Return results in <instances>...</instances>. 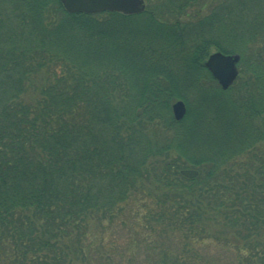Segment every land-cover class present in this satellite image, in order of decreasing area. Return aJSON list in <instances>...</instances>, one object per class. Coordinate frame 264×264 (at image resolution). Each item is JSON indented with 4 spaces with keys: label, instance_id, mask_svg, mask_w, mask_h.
Returning a JSON list of instances; mask_svg holds the SVG:
<instances>
[{
    "label": "trees",
    "instance_id": "trees-1",
    "mask_svg": "<svg viewBox=\"0 0 264 264\" xmlns=\"http://www.w3.org/2000/svg\"><path fill=\"white\" fill-rule=\"evenodd\" d=\"M146 3L0 0V264H111L107 228L129 214L154 249L182 241L151 264H203L211 213L237 228L238 264H264V0ZM217 50L241 55L226 90L205 65Z\"/></svg>",
    "mask_w": 264,
    "mask_h": 264
},
{
    "label": "rangeland",
    "instance_id": "rangeland-1",
    "mask_svg": "<svg viewBox=\"0 0 264 264\" xmlns=\"http://www.w3.org/2000/svg\"><path fill=\"white\" fill-rule=\"evenodd\" d=\"M197 6V10L202 9L206 11L207 9V4H199ZM192 9L195 8L192 7ZM190 14L191 13L189 12L188 16ZM217 83L214 82V84L216 85ZM191 91L192 90L189 89V92ZM185 102L187 104L188 112V102L186 100ZM184 126V129L187 130L188 134V117L186 119V122H184ZM149 130L161 139L164 138L165 135L172 133L161 123L150 125ZM262 147H264V142ZM254 149L255 148H252L251 150L253 151ZM261 151H264V149H262ZM173 154L177 155V152L174 151ZM247 154L248 156L251 155L250 153ZM161 159V156H157L154 160H157L156 163H158ZM243 160L244 158H240L238 159L237 163H240ZM152 165L153 164H150L149 166ZM247 165L248 163L244 162L243 164H241V167L243 168ZM235 167L237 169L239 168L240 171L243 170L240 165H233V169H235ZM186 168H194L199 171V169L195 166H188ZM247 168L252 171H256L254 165L252 164H249ZM222 169L229 170V166H225ZM234 171L231 170L232 173ZM148 185H154V189L159 186L157 182ZM162 191L163 190L161 187L156 188V192L158 194H161ZM211 215L212 219H205V224L212 229L210 231L213 236L205 235V237L200 240V242L197 244V247L198 251H200L201 253V256L199 258H196L194 261L201 262L203 264H238L239 252L236 249L235 244V239H238L237 228L229 226L226 222L218 223L213 217L212 213ZM126 217V224L119 222V220H115L110 224V227L107 228L106 231V249L107 251L109 250L113 256L111 264H151L158 258V250L160 248V245L168 248L173 252H177L183 247L182 241H180L177 236L178 234L170 233L168 235L164 234L163 236H161L159 240L155 242L158 247L154 249L152 245L149 244L148 240H141L142 235L136 231L135 227H133L134 218L131 217V214L126 215ZM246 232H248V230H246ZM239 243L240 241L237 244ZM260 248L261 247H259L258 249L260 250ZM95 263H98V259H95Z\"/></svg>",
    "mask_w": 264,
    "mask_h": 264
},
{
    "label": "water",
    "instance_id": "water-1",
    "mask_svg": "<svg viewBox=\"0 0 264 264\" xmlns=\"http://www.w3.org/2000/svg\"><path fill=\"white\" fill-rule=\"evenodd\" d=\"M69 12L97 13L102 11H118L124 14L141 13L146 9V0H61ZM239 53H226L221 50L212 52L205 61L206 67L223 89H228L239 76ZM174 117L181 120L187 113V104L177 99L172 104ZM181 173L194 178L199 171L194 168H182Z\"/></svg>",
    "mask_w": 264,
    "mask_h": 264
}]
</instances>
